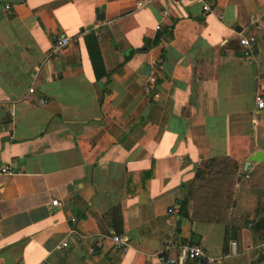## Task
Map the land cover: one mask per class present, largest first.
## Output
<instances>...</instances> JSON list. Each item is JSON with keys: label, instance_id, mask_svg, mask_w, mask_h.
<instances>
[{"label": "crops", "instance_id": "obj_1", "mask_svg": "<svg viewBox=\"0 0 264 264\" xmlns=\"http://www.w3.org/2000/svg\"><path fill=\"white\" fill-rule=\"evenodd\" d=\"M136 1L0 0V264H159L170 231L211 264H264V0ZM210 160L235 166L228 197L179 218Z\"/></svg>", "mask_w": 264, "mask_h": 264}, {"label": "built area", "instance_id": "obj_2", "mask_svg": "<svg viewBox=\"0 0 264 264\" xmlns=\"http://www.w3.org/2000/svg\"><path fill=\"white\" fill-rule=\"evenodd\" d=\"M162 0H137L136 7L146 6L151 3L159 2ZM202 10L206 11L207 7L202 6ZM162 16H165L167 13L162 11ZM156 30L159 29V26L155 27ZM69 43L68 38L64 36L57 37V39L52 43L51 49L47 55V59L56 56L61 50L64 49ZM253 43V38H242L239 39V44L243 47H250ZM144 92L146 95H150L151 86L147 85L144 87ZM28 93H32V89H28ZM152 97L155 98L156 94L153 93ZM42 101H39L41 104ZM254 107L257 110L264 111V91L256 92L254 95ZM6 169H1V172H5ZM51 206H56V201L50 202ZM169 216H174L175 212L171 209L167 210ZM113 244L116 248L124 251L126 247V242L122 237L112 236ZM66 248V243L60 242L56 245V250H62ZM172 252L173 255L169 256L168 254ZM162 255L160 256L159 264H187L189 262H204L205 264H211L213 261L206 256L205 250L200 245L190 244L187 241L182 240L175 231H170L163 240L162 245Z\"/></svg>", "mask_w": 264, "mask_h": 264}, {"label": "rangeland", "instance_id": "obj_3", "mask_svg": "<svg viewBox=\"0 0 264 264\" xmlns=\"http://www.w3.org/2000/svg\"><path fill=\"white\" fill-rule=\"evenodd\" d=\"M201 170L203 174L186 185L188 193H192L193 197L211 193L213 190L228 192L234 182L235 166L229 161H207L202 164ZM256 259H264V246L258 249Z\"/></svg>", "mask_w": 264, "mask_h": 264}, {"label": "trees", "instance_id": "obj_4", "mask_svg": "<svg viewBox=\"0 0 264 264\" xmlns=\"http://www.w3.org/2000/svg\"><path fill=\"white\" fill-rule=\"evenodd\" d=\"M91 45L96 47L94 41H92ZM88 56L90 59V63H91V67H92L94 77L97 79L98 75H99L97 72V69H99L101 66L98 52L93 51V50L88 48ZM210 161H218V160H210ZM202 174H203L202 170L197 169L195 171L193 179H197L199 177V175H202ZM218 195L220 196V198L222 200L221 203L224 204L225 198L228 197V192L221 193L220 191L213 190L211 193L205 194L204 196H199L198 198H201L204 200L207 199V201L209 200L208 202H210V200H214V198H218ZM189 197L192 198V193H188L183 200L177 201V203H176L177 204V215L179 216V218H185L186 217L185 206H186V203H187V200ZM206 220H209V218H206ZM248 230L250 231V233L254 237L257 238L258 241H264V212H263V216L261 219L254 221V222H250L248 224ZM228 239H230V238L227 235V232H225L224 238H223V246H222L223 252H225ZM258 260H262V259H258Z\"/></svg>", "mask_w": 264, "mask_h": 264}, {"label": "water", "instance_id": "obj_5", "mask_svg": "<svg viewBox=\"0 0 264 264\" xmlns=\"http://www.w3.org/2000/svg\"><path fill=\"white\" fill-rule=\"evenodd\" d=\"M258 157H260V155H259V153L258 154H255L254 155V158H258ZM258 159H253V157H251L250 159H248V162H254V161H257Z\"/></svg>", "mask_w": 264, "mask_h": 264}]
</instances>
